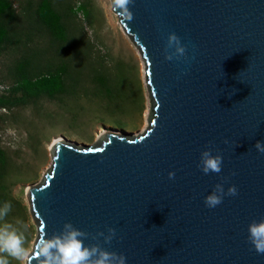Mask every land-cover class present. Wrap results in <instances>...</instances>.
Masks as SVG:
<instances>
[{"label":"water","instance_id":"obj_1","mask_svg":"<svg viewBox=\"0 0 264 264\" xmlns=\"http://www.w3.org/2000/svg\"><path fill=\"white\" fill-rule=\"evenodd\" d=\"M129 10L130 21L112 0L144 64L143 127L91 146L51 141L49 169L26 188L31 264L65 222L126 264H264L247 240L248 224L264 218V153L254 146L264 144V0H133ZM170 32L187 46L180 60L164 58ZM206 147L223 157L219 174L197 166ZM218 183L238 194L210 209L204 198ZM108 227L110 244L92 239Z\"/></svg>","mask_w":264,"mask_h":264},{"label":"rangeland","instance_id":"obj_2","mask_svg":"<svg viewBox=\"0 0 264 264\" xmlns=\"http://www.w3.org/2000/svg\"><path fill=\"white\" fill-rule=\"evenodd\" d=\"M10 1L17 11L26 2ZM67 3L74 8L80 3L84 5L85 14L77 12L70 23L76 46L83 50L90 48L91 57L81 61L84 66L81 71L83 81L79 86L81 92L73 98L52 101L41 98L9 111L0 110V149L6 161L3 181L12 200L11 217L0 225L10 223L20 228L18 221L28 223L24 247L29 251L36 227L26 188L38 184L49 169L51 141L62 138L78 147L91 146L109 131L135 135L141 131L145 120L144 64L112 11V0H61L62 5ZM83 35L87 39L84 44ZM20 39L0 47V95H7L13 85L8 68L21 50L26 46L37 48L45 42L35 38ZM91 67L107 71L111 76L120 69L123 100L109 102L83 95V90H91L89 79L85 77ZM7 258L9 264H21L12 257Z\"/></svg>","mask_w":264,"mask_h":264},{"label":"trees","instance_id":"obj_3","mask_svg":"<svg viewBox=\"0 0 264 264\" xmlns=\"http://www.w3.org/2000/svg\"><path fill=\"white\" fill-rule=\"evenodd\" d=\"M84 13V5L77 8L69 3L62 5L61 0H26L17 11L10 0H0V47L9 42H19L21 37L44 40L43 46H26L8 68V77L13 83L7 95H0V110L9 111L29 101L37 102L41 98L61 100L75 97L81 90L83 59L90 56L89 49L76 46V38L71 22L77 12ZM85 14V13H84ZM82 37L84 44L87 39ZM117 74L91 67L85 75L91 84V90H83V95L93 98L123 100V80L120 69ZM0 115V122H1ZM5 155L0 149V207L12 200L4 186ZM10 211L0 220L9 221Z\"/></svg>","mask_w":264,"mask_h":264},{"label":"clouds","instance_id":"obj_4","mask_svg":"<svg viewBox=\"0 0 264 264\" xmlns=\"http://www.w3.org/2000/svg\"><path fill=\"white\" fill-rule=\"evenodd\" d=\"M133 0H113L116 9L122 10L127 19L132 20V13L129 5ZM187 46L181 42L179 36L174 32L167 34L164 49L165 60H180L186 56ZM228 141H225L227 143ZM258 152L264 153V144L260 141L255 143ZM213 149L206 147L200 152L198 167L205 175L209 173L219 174L222 171L223 157L219 153L213 155ZM234 175V173H233ZM170 180L175 178L174 172L168 173ZM237 187L230 185L227 190L223 183H218L204 198V204L208 208H215L223 202L225 196H236ZM11 210V204L5 202L0 207V220H3ZM20 228L10 223L0 225V264H9L7 257H12L21 264H31L32 256L29 249L24 247V232L29 228L28 223L18 221ZM23 229V231H21ZM247 240L257 254H264V218L252 220L247 226ZM89 234L74 227L71 222H65L58 234L50 238H41L38 244L36 255L41 257V264H126V257L123 254L108 251L99 242L85 245L84 240ZM103 238L104 244H110L116 237V230L108 227L106 232L98 231L93 240ZM6 254V255H4Z\"/></svg>","mask_w":264,"mask_h":264},{"label":"bare ground","instance_id":"obj_5","mask_svg":"<svg viewBox=\"0 0 264 264\" xmlns=\"http://www.w3.org/2000/svg\"><path fill=\"white\" fill-rule=\"evenodd\" d=\"M145 79V78H144ZM100 135V134H99Z\"/></svg>","mask_w":264,"mask_h":264}]
</instances>
